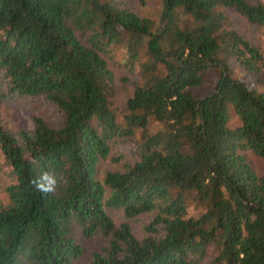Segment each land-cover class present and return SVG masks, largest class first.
<instances>
[{"label":"trees","instance_id":"obj_1","mask_svg":"<svg viewBox=\"0 0 264 264\" xmlns=\"http://www.w3.org/2000/svg\"><path fill=\"white\" fill-rule=\"evenodd\" d=\"M160 1L157 23L123 0H0V97L55 112L0 116V264H77L95 236L90 264H264V46L231 15L264 30V3ZM121 62L138 69L123 109Z\"/></svg>","mask_w":264,"mask_h":264},{"label":"rangeland","instance_id":"obj_2","mask_svg":"<svg viewBox=\"0 0 264 264\" xmlns=\"http://www.w3.org/2000/svg\"><path fill=\"white\" fill-rule=\"evenodd\" d=\"M128 9L135 12L139 16H146L153 18L157 23L161 21L163 14V4L160 0H123ZM251 3H264V0H249ZM231 15L236 22L238 29L252 40L263 44L264 46V30L249 23V21L240 16L239 14L231 11ZM117 57L119 53L117 52ZM123 62L112 63V68L115 73V79L118 86V92L114 97V101L117 106L121 109L124 108L127 99L132 95L135 89V83L138 80L137 71L138 69H130ZM236 67V66H235ZM220 76L219 70H211L209 77L210 80L205 85L204 91H211L213 82H215ZM250 78V77H247ZM0 90L2 88L0 87ZM42 111L39 107H36L31 100H22L14 98L12 95L8 97H0V116L7 129L11 131H18L21 128H31L33 126L32 114L43 113L49 119L55 120L54 110L51 105H46ZM47 109V110H46ZM137 141L135 139L124 140L118 145L114 156L122 153L124 159L134 160L136 158L135 150L137 146ZM255 163L264 173V159L255 158ZM15 181L12 168L5 161L4 156L0 153V202H5L7 200V187ZM114 216L116 220L120 221L123 219L121 212H115ZM147 220V219H146ZM136 225V227H138ZM106 239L101 236H95L84 240L85 252L82 257L78 260L77 264H90L92 253L94 250L101 248L105 244Z\"/></svg>","mask_w":264,"mask_h":264},{"label":"clouds","instance_id":"obj_3","mask_svg":"<svg viewBox=\"0 0 264 264\" xmlns=\"http://www.w3.org/2000/svg\"><path fill=\"white\" fill-rule=\"evenodd\" d=\"M32 183L43 193H52L55 191L56 180L49 173L45 172L39 179H33Z\"/></svg>","mask_w":264,"mask_h":264}]
</instances>
